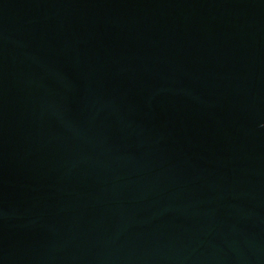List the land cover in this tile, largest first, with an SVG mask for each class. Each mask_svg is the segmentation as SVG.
<instances>
[{
    "label": "water",
    "instance_id": "water-1",
    "mask_svg": "<svg viewBox=\"0 0 264 264\" xmlns=\"http://www.w3.org/2000/svg\"><path fill=\"white\" fill-rule=\"evenodd\" d=\"M0 264H264V0H0Z\"/></svg>",
    "mask_w": 264,
    "mask_h": 264
}]
</instances>
